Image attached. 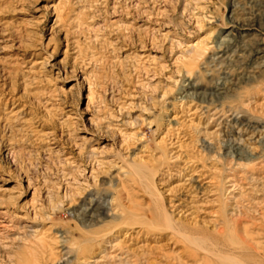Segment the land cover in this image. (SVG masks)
I'll return each mask as SVG.
<instances>
[{"label":"rangeland","instance_id":"374dc122","mask_svg":"<svg viewBox=\"0 0 264 264\" xmlns=\"http://www.w3.org/2000/svg\"><path fill=\"white\" fill-rule=\"evenodd\" d=\"M241 1L0 0V264H264V70L219 59Z\"/></svg>","mask_w":264,"mask_h":264},{"label":"bare ground","instance_id":"6f19581e","mask_svg":"<svg viewBox=\"0 0 264 264\" xmlns=\"http://www.w3.org/2000/svg\"><path fill=\"white\" fill-rule=\"evenodd\" d=\"M230 18L234 22L233 29L223 40L226 52L219 59L224 58L242 71L239 81L252 82L264 70V0H242L234 4L230 9ZM225 86L219 84L215 87V99L211 103L220 102L228 96L230 90ZM107 212L104 204L92 197L83 203L78 218L83 224L87 221L98 223L107 216Z\"/></svg>","mask_w":264,"mask_h":264}]
</instances>
